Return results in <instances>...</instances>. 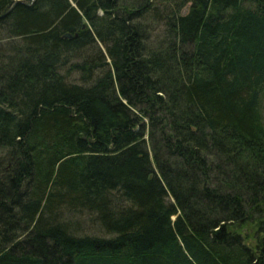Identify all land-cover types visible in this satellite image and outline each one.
<instances>
[{
  "label": "trees",
  "instance_id": "16d2710c",
  "mask_svg": "<svg viewBox=\"0 0 264 264\" xmlns=\"http://www.w3.org/2000/svg\"><path fill=\"white\" fill-rule=\"evenodd\" d=\"M263 88L264 0H0V264H264Z\"/></svg>",
  "mask_w": 264,
  "mask_h": 264
},
{
  "label": "rangeland",
  "instance_id": "374dc122",
  "mask_svg": "<svg viewBox=\"0 0 264 264\" xmlns=\"http://www.w3.org/2000/svg\"><path fill=\"white\" fill-rule=\"evenodd\" d=\"M150 27L151 29L153 28L152 35H154L155 33H158L160 29V26L157 23H153ZM148 40L152 41V37L150 36ZM260 113H261L262 123L264 124V88L261 92Z\"/></svg>",
  "mask_w": 264,
  "mask_h": 264
},
{
  "label": "water",
  "instance_id": "95a60500",
  "mask_svg": "<svg viewBox=\"0 0 264 264\" xmlns=\"http://www.w3.org/2000/svg\"><path fill=\"white\" fill-rule=\"evenodd\" d=\"M65 35H68V36H69V35H70V33H65Z\"/></svg>",
  "mask_w": 264,
  "mask_h": 264
}]
</instances>
